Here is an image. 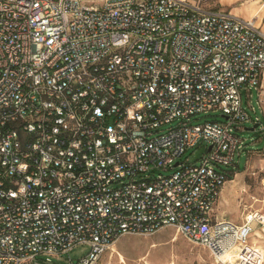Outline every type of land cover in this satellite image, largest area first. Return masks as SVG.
<instances>
[{
    "label": "built area",
    "instance_id": "obj_1",
    "mask_svg": "<svg viewBox=\"0 0 264 264\" xmlns=\"http://www.w3.org/2000/svg\"><path fill=\"white\" fill-rule=\"evenodd\" d=\"M209 1L0 0V264H96L165 227L216 264H264L248 246L264 215L213 212L245 148L241 89L259 97L264 33ZM211 111L224 121L191 122ZM197 147L198 163L180 160Z\"/></svg>",
    "mask_w": 264,
    "mask_h": 264
},
{
    "label": "rangeland",
    "instance_id": "obj_2",
    "mask_svg": "<svg viewBox=\"0 0 264 264\" xmlns=\"http://www.w3.org/2000/svg\"><path fill=\"white\" fill-rule=\"evenodd\" d=\"M102 1V0H96ZM242 108L251 121L243 123L236 131L244 139L245 148L236 159V171L231 181L224 185V191L214 206V215L241 224L248 213L264 215V135L258 128L251 131L254 120L258 117L264 122V78L258 92L241 89ZM253 109V111L251 110ZM223 122L219 111L196 115L191 119L193 124L204 122ZM167 127L162 128L163 131ZM201 148H189L181 157L190 163H198L202 156ZM223 170H230L224 168ZM164 173V172H163ZM257 232H260L257 230ZM111 248H115L114 251ZM89 251L86 245L78 246L69 252L74 263ZM36 257L38 264H69L68 255L59 259ZM33 262V263H34ZM96 264H216L210 253L200 246L193 245L182 238L172 227H165L152 235L129 234L122 236L111 245L98 259Z\"/></svg>",
    "mask_w": 264,
    "mask_h": 264
},
{
    "label": "crops",
    "instance_id": "obj_3",
    "mask_svg": "<svg viewBox=\"0 0 264 264\" xmlns=\"http://www.w3.org/2000/svg\"><path fill=\"white\" fill-rule=\"evenodd\" d=\"M206 7L229 13L243 21H252L264 33V0H210ZM224 191V187L218 201ZM235 223V222H234ZM249 248L264 253V235L256 232L248 243ZM246 248L243 252H246Z\"/></svg>",
    "mask_w": 264,
    "mask_h": 264
},
{
    "label": "trees",
    "instance_id": "obj_4",
    "mask_svg": "<svg viewBox=\"0 0 264 264\" xmlns=\"http://www.w3.org/2000/svg\"><path fill=\"white\" fill-rule=\"evenodd\" d=\"M234 174H235V173H233V174L229 175V177H228V181H231V180H232V178H233Z\"/></svg>",
    "mask_w": 264,
    "mask_h": 264
},
{
    "label": "water",
    "instance_id": "obj_5",
    "mask_svg": "<svg viewBox=\"0 0 264 264\" xmlns=\"http://www.w3.org/2000/svg\"><path fill=\"white\" fill-rule=\"evenodd\" d=\"M257 128V124H254L253 127L250 129L251 131L255 130Z\"/></svg>",
    "mask_w": 264,
    "mask_h": 264
},
{
    "label": "bare ground",
    "instance_id": "obj_6",
    "mask_svg": "<svg viewBox=\"0 0 264 264\" xmlns=\"http://www.w3.org/2000/svg\"><path fill=\"white\" fill-rule=\"evenodd\" d=\"M115 248H111L112 251H114ZM238 252H243V249L242 250H237Z\"/></svg>",
    "mask_w": 264,
    "mask_h": 264
}]
</instances>
